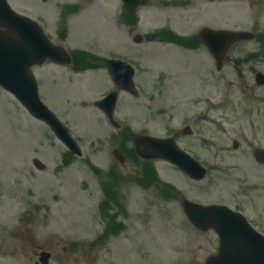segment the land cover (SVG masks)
Instances as JSON below:
<instances>
[{
  "label": "rangeland",
  "instance_id": "1",
  "mask_svg": "<svg viewBox=\"0 0 264 264\" xmlns=\"http://www.w3.org/2000/svg\"><path fill=\"white\" fill-rule=\"evenodd\" d=\"M9 2L39 21L52 40L69 51L86 49L134 63L142 90L140 96L120 92L115 118L124 128L119 133L95 104L111 88L104 68L84 64L91 68L81 72L52 62L35 66L43 100L69 126L82 151L72 153L66 164L69 148L0 85V264H36L43 250L51 252L49 264H205L218 251V235L196 228L179 195H171L170 189L168 194L167 185L202 203L229 202L230 184H223L215 168L214 143L230 144L242 137L247 125L239 118L256 104L250 98L226 99L213 93L207 49L168 44L151 33L169 27L187 35L204 26L249 25L253 11L264 10V0H151L132 15L122 0ZM68 5L76 6L66 12ZM63 29L66 39L59 35ZM137 37L143 41L137 43ZM222 105L234 107L217 108ZM197 115L202 119L192 134H181L180 143L210 168L202 181L171 162L148 161L135 153L131 132L165 136L173 128L182 133ZM223 115H228V132L221 133L216 127ZM114 134L120 139L117 146L129 156L125 166L111 151ZM36 159L44 168L36 167ZM117 169L125 179L118 171L107 181L106 173ZM105 186L117 197L107 207L102 202Z\"/></svg>",
  "mask_w": 264,
  "mask_h": 264
},
{
  "label": "water",
  "instance_id": "2",
  "mask_svg": "<svg viewBox=\"0 0 264 264\" xmlns=\"http://www.w3.org/2000/svg\"><path fill=\"white\" fill-rule=\"evenodd\" d=\"M123 1L131 13L149 2V0ZM202 33L206 35V38L208 37L206 41L213 50L215 35L223 36L221 40L223 49L240 35L233 31L211 28H204ZM48 59L61 63L71 62V57L65 49L54 44L35 20L17 13L10 7L7 0H0V84L16 95L33 116L48 123L56 135L74 152L80 154L81 149L69 128L41 99L39 83L32 72V67ZM108 66L119 88L138 94L133 82L134 67L132 65L113 59L109 60ZM118 66L121 68L119 71ZM117 99L118 91L116 90L97 103L113 118ZM135 145L137 151L147 158H169L196 179L205 177L206 169L181 150L171 138L137 135ZM183 204L195 225L202 229L215 228L220 234L219 253L210 256L206 264H264V237L256 231H252L255 233L252 235L253 229L241 214L223 205H202L186 199L183 200ZM232 223L246 227L248 232L243 234L244 237L234 236L231 231V225H234ZM49 256V253H42L41 259L45 264L48 263Z\"/></svg>",
  "mask_w": 264,
  "mask_h": 264
},
{
  "label": "flooded vegetation",
  "instance_id": "3",
  "mask_svg": "<svg viewBox=\"0 0 264 264\" xmlns=\"http://www.w3.org/2000/svg\"><path fill=\"white\" fill-rule=\"evenodd\" d=\"M252 17L249 25L235 23L232 27H218L249 33L244 36L245 38L228 44L225 49L222 48L221 37H219L215 40L216 49L211 50L201 36L200 29L194 33H187V44L183 46L193 50L207 49L213 62V93L217 97L226 99L250 98L256 104V106L249 105L242 116L243 118H239V121H245L247 125L245 127L247 131H242L245 133L242 137L232 138L230 144H228L229 142L224 143L222 140L214 143L218 151L215 168L219 177L225 182L223 184H230L231 188L229 190L231 200L229 202L225 200L222 203L236 211L243 212L251 225L258 232L264 234V10L255 9ZM167 43L169 44V41ZM112 57L121 58L119 56ZM106 60L107 58L100 59V62L96 64L107 71L108 78L111 80L110 92L115 89V82L111 77ZM117 68L118 71L121 69L120 67ZM138 71L139 69L135 65L134 80L138 76ZM201 76L200 84L205 89L208 84L205 80L204 70L201 71ZM135 84L141 93L140 83L135 80ZM120 92L131 93L126 89H122ZM232 107L234 106H217L222 110ZM227 117L228 115H223L218 118L217 131L228 132L224 125ZM230 118L234 117L230 116ZM190 119L192 122L184 125L182 133L171 128L167 136L174 138L182 149L201 161L197 155L191 153L180 143L181 134H192L193 125L202 118L197 115ZM109 124L116 128L119 133L124 128L123 123L119 121L110 120ZM231 126V130H234V125ZM130 136L133 141L134 133L131 132ZM122 152L125 154V162L122 165L125 166L129 156L124 151ZM225 152L232 154H225ZM225 156H229L232 160L226 161ZM167 162L169 164V159ZM209 171L210 168L208 167L207 174ZM225 185L223 186L226 187ZM167 190L169 194V184Z\"/></svg>",
  "mask_w": 264,
  "mask_h": 264
},
{
  "label": "trees",
  "instance_id": "4",
  "mask_svg": "<svg viewBox=\"0 0 264 264\" xmlns=\"http://www.w3.org/2000/svg\"><path fill=\"white\" fill-rule=\"evenodd\" d=\"M169 37L175 38V39H180L179 36H177L176 34H171L170 32H169ZM82 57H88V54L83 52Z\"/></svg>",
  "mask_w": 264,
  "mask_h": 264
}]
</instances>
